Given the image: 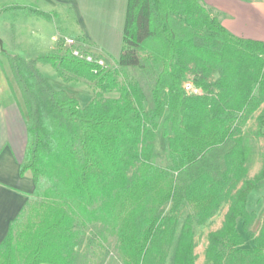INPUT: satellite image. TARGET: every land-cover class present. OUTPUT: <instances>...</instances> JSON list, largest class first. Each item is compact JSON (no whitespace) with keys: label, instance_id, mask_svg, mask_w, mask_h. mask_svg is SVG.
I'll return each mask as SVG.
<instances>
[{"label":"trees","instance_id":"trees-1","mask_svg":"<svg viewBox=\"0 0 264 264\" xmlns=\"http://www.w3.org/2000/svg\"><path fill=\"white\" fill-rule=\"evenodd\" d=\"M66 10L74 23L72 7ZM65 34L36 59L11 58L27 128L19 173L31 172L34 188L0 244V264H80L94 227L104 240L107 232L116 236L122 264H196L193 226L224 205L205 264H264V216L254 233L257 214L248 209L250 193L264 188V159L254 176L249 169L255 138H264V112L256 130H244L264 103V41L233 34L202 0H128L117 59L91 52L76 31ZM67 38L105 64L74 55ZM39 61L65 82H92L93 99L84 106L53 87ZM189 73L201 93L184 89ZM111 92L119 94L105 96ZM159 133L166 165L155 160ZM169 202L191 209L180 229L176 215L163 213ZM240 221L252 248L243 247ZM99 259L105 263V255Z\"/></svg>","mask_w":264,"mask_h":264},{"label":"crops","instance_id":"crops-1","mask_svg":"<svg viewBox=\"0 0 264 264\" xmlns=\"http://www.w3.org/2000/svg\"><path fill=\"white\" fill-rule=\"evenodd\" d=\"M127 1L0 0V8L2 9L5 6L33 5L42 10L49 11L44 6L60 5L65 8L70 6L73 9L75 20L77 21H75L76 23L74 22L76 32L84 35L88 39L90 42V51L106 58L117 59L120 56L123 46ZM202 1L233 34L264 41V0ZM59 37L60 33L57 36H53L50 48L56 44ZM61 80L66 87H57V89H65L72 95L70 92L71 85L62 78ZM89 96V101H82L78 96L75 97L85 106L93 99L94 92L92 90H90ZM261 110H264V103L252 117H258L257 114H260ZM5 112L4 114H7ZM11 112L13 117L6 119L7 121L2 119V121L10 124L12 127L10 139L15 141V147L11 145L10 141L2 140V132L0 130V244L8 233L10 222L27 203L29 193L34 188L32 176L27 173L21 176L19 173L20 163L23 160L26 148L27 128L23 127L18 121L15 108ZM2 121L1 123H3ZM256 173L258 172H254L252 176ZM248 209L250 212L257 214V218L251 227L252 232L257 233L261 226V218L264 215V189L253 190L250 193ZM238 230L246 240L250 239L243 229L242 221L238 225Z\"/></svg>","mask_w":264,"mask_h":264},{"label":"rangeland","instance_id":"rangeland-1","mask_svg":"<svg viewBox=\"0 0 264 264\" xmlns=\"http://www.w3.org/2000/svg\"><path fill=\"white\" fill-rule=\"evenodd\" d=\"M44 7L49 11L55 10L60 12L61 14L58 16V19L57 17L46 19L42 16L26 15L23 9H5L0 13V37L2 38V45L0 44V130L2 132V140L10 141L11 145L14 147L16 143L14 140L10 139V131H12V127L10 124L3 122L2 119L7 121L6 119L12 118L13 114L11 111L14 108L17 112V119L23 127H26V117L24 114L25 107L23 98L11 70V58L18 55L22 57V59H36L38 56L51 49L50 47L54 35L57 36L60 33L61 37V31H64L66 33L65 36H70V32L76 31L72 17L69 18L70 15L68 16V12L64 6L52 5ZM110 62L113 64V60ZM37 65L53 87H66L62 83L59 73L51 64L39 61ZM127 73L129 77L134 75V72L131 69H129ZM217 77L218 73L214 72L211 79L215 80ZM186 80L192 82L193 74L189 73ZM68 83L71 85L70 92L72 95L78 96L82 101H89L90 90L93 91L94 89V84L92 82L80 80ZM118 94L119 93L117 92H111L106 93L105 96H118ZM14 104L15 106H13ZM4 112L7 114H4ZM262 112H264V110H261L260 114ZM250 119L244 126L245 131H254L258 127V118L253 116ZM1 121L3 123H1ZM255 143L257 146L256 157L255 160L249 164L251 176L254 172L260 171L264 159V138H255ZM155 160L162 165L168 163L167 154L160 143V133L155 148ZM27 174L32 176L31 172H27ZM227 208L228 205L222 206L220 211L213 218L202 225L194 224L193 228L197 242L195 248V253L197 255L196 264H205V249L208 244V234L210 231L215 230L222 225ZM190 211L191 209L187 205L184 204L175 207L173 202H169L163 207V213L165 216L173 214L179 218V229L182 227L185 218ZM97 233L98 229L95 227L88 231L87 239L78 251L80 264H83L87 258L91 259L87 256H90V254L95 252H97L99 256L101 254L103 256L105 255L104 264H122L116 236L107 232L105 234L107 240H104L102 237L100 238ZM243 247L252 248L253 241L251 239L246 240ZM99 256L95 259V264L99 263Z\"/></svg>","mask_w":264,"mask_h":264},{"label":"built area","instance_id":"built-area-1","mask_svg":"<svg viewBox=\"0 0 264 264\" xmlns=\"http://www.w3.org/2000/svg\"><path fill=\"white\" fill-rule=\"evenodd\" d=\"M67 44L72 48V52L74 55L83 58L89 62H97L101 65L105 64L104 59H102L101 57L95 56L92 53H84L80 48L76 47L77 43L74 39L72 38H67ZM184 89L189 92V93H193V94H198L201 93L200 88L196 87L191 81H186L184 83Z\"/></svg>","mask_w":264,"mask_h":264},{"label":"water","instance_id":"water-1","mask_svg":"<svg viewBox=\"0 0 264 264\" xmlns=\"http://www.w3.org/2000/svg\"><path fill=\"white\" fill-rule=\"evenodd\" d=\"M0 44L2 45V38L0 37Z\"/></svg>","mask_w":264,"mask_h":264}]
</instances>
